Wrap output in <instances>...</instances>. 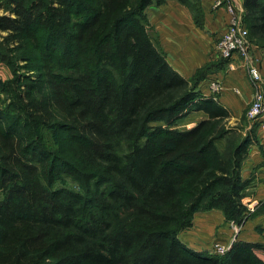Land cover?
<instances>
[{
    "label": "trees",
    "instance_id": "obj_1",
    "mask_svg": "<svg viewBox=\"0 0 264 264\" xmlns=\"http://www.w3.org/2000/svg\"><path fill=\"white\" fill-rule=\"evenodd\" d=\"M167 0H7L0 16V264H264V244L196 252L179 234L220 209L252 215L242 166L253 141L150 30ZM203 24L197 0H179ZM250 43L264 48V0H243ZM208 115L192 128L177 124ZM225 141V146L219 145Z\"/></svg>",
    "mask_w": 264,
    "mask_h": 264
},
{
    "label": "crops",
    "instance_id": "obj_2",
    "mask_svg": "<svg viewBox=\"0 0 264 264\" xmlns=\"http://www.w3.org/2000/svg\"><path fill=\"white\" fill-rule=\"evenodd\" d=\"M197 1L203 10L202 25L197 24L194 11L179 0H167L147 9L152 36L158 40L173 68L187 79H191L206 64L223 60L217 56L215 49L227 30L230 18L227 4L216 7L218 0ZM231 2L243 4V0ZM250 53L251 65L236 53L227 59L223 68L210 73L198 88L204 98L216 96L218 102L232 115L231 119L235 121L233 125L244 116L257 90L264 92V48L250 46ZM252 66L261 75L258 84L250 76ZM213 81L223 86L218 94L211 89ZM196 114L201 116L198 122L208 118L205 112L197 111L184 120H191L193 118L190 117ZM196 122L193 120L192 125ZM251 122L254 139L248 148L241 173L243 180L249 182L245 202L252 215L237 227V224L227 221L220 209L196 213L192 226L179 234L181 242L196 252H212L216 243L230 248L236 241L264 244V115Z\"/></svg>",
    "mask_w": 264,
    "mask_h": 264
},
{
    "label": "built area",
    "instance_id": "obj_3",
    "mask_svg": "<svg viewBox=\"0 0 264 264\" xmlns=\"http://www.w3.org/2000/svg\"><path fill=\"white\" fill-rule=\"evenodd\" d=\"M227 4V11L229 13V22L226 32L218 40L216 44V54L220 59H230L234 54H240L248 65L252 64L250 53L249 31L240 18V10L236 4L231 0H218L216 7ZM250 76L255 84L261 81V75L256 67L252 66L250 69ZM211 89L214 93H220L223 86L218 81H213ZM264 115V92L257 90L254 99L248 109V118L255 121ZM264 154V144L262 148ZM236 225V224H235ZM237 227H240L237 225ZM230 250V247L216 243L213 248L214 254L224 255Z\"/></svg>",
    "mask_w": 264,
    "mask_h": 264
},
{
    "label": "rangeland",
    "instance_id": "obj_4",
    "mask_svg": "<svg viewBox=\"0 0 264 264\" xmlns=\"http://www.w3.org/2000/svg\"><path fill=\"white\" fill-rule=\"evenodd\" d=\"M6 1L7 0H0V16L10 13V9L8 8V6L6 4ZM236 6L240 10L241 22L247 28V24H245L243 21V14L241 11V5L236 4ZM249 42H250V40H249ZM250 46H259V45L250 43ZM11 77H12V74H11L10 68L4 63H0V81L6 82L7 80H10ZM0 96H1V98H4L6 95L4 93H0ZM1 106H2V103L0 102V107ZM249 107L246 109L244 116L241 117L240 120H238L239 122H237L235 125H233V123L235 121L231 119L232 115H230V113H229L230 116L225 120V128L227 130L237 131V132H239V134L241 136H244L243 134L246 132L253 134L252 128H250V126H251L250 123H252V122L248 118ZM190 118H193V119H191V120L190 119L180 120L177 124V127L180 129H183V130L188 129V128H192L195 125H197L198 119L200 120L201 116L196 114V115H194V117H190ZM188 120H190V122ZM193 120H197V122H196V124L192 125ZM219 145L221 147L225 146V141L224 140L220 141Z\"/></svg>",
    "mask_w": 264,
    "mask_h": 264
}]
</instances>
